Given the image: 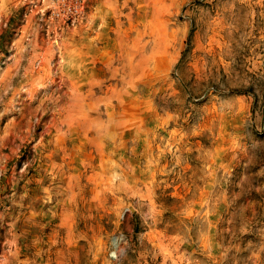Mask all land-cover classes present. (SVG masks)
<instances>
[{
  "label": "rangeland",
  "instance_id": "374dc122",
  "mask_svg": "<svg viewBox=\"0 0 264 264\" xmlns=\"http://www.w3.org/2000/svg\"><path fill=\"white\" fill-rule=\"evenodd\" d=\"M0 264H264V0H0Z\"/></svg>",
  "mask_w": 264,
  "mask_h": 264
},
{
  "label": "bare ground",
  "instance_id": "6f19581e",
  "mask_svg": "<svg viewBox=\"0 0 264 264\" xmlns=\"http://www.w3.org/2000/svg\"><path fill=\"white\" fill-rule=\"evenodd\" d=\"M119 240H120L119 238H117V239L115 238V240H114V241H115V243H116V242H118Z\"/></svg>",
  "mask_w": 264,
  "mask_h": 264
}]
</instances>
